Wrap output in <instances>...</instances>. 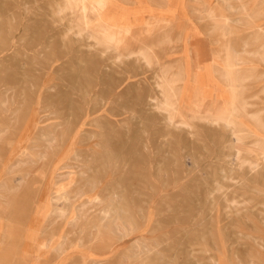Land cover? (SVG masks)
<instances>
[{
	"label": "rangeland",
	"instance_id": "1",
	"mask_svg": "<svg viewBox=\"0 0 264 264\" xmlns=\"http://www.w3.org/2000/svg\"><path fill=\"white\" fill-rule=\"evenodd\" d=\"M71 1L0 0V264H264V159L243 185L230 188L235 197L227 202L214 189L233 183L223 179L229 132L200 118L212 116L216 98L228 92L229 60L221 59L222 38L212 27L219 12L212 23L202 11L207 3L218 7V0H102L96 13L109 24L136 29L155 19L182 41L180 51L154 23L127 34L120 52L108 50L94 32L100 23L81 24ZM244 1L258 18L240 21L230 53L264 49V36L254 35L264 29V0ZM70 19L79 35L69 30ZM165 40L169 45L158 47ZM140 49L156 54L154 61L139 56ZM119 53L127 55L115 60ZM195 57L210 73L221 66L205 76L210 113H197L192 130L168 126L166 113L150 109L163 101L162 86L172 88L165 92L173 100L186 89L179 59L187 64ZM245 57L236 73L238 101L263 124L264 63ZM193 85L178 100L187 117L198 90ZM234 168L235 175L249 170ZM80 188L84 197L72 202L96 199L85 205L82 220L56 218L66 210L64 193ZM116 199L134 229L116 232L115 218H103L101 210H117ZM234 234L259 237L263 246L224 239ZM136 240L148 247L140 254ZM59 241L66 251L61 257L51 250Z\"/></svg>",
	"mask_w": 264,
	"mask_h": 264
},
{
	"label": "bare ground",
	"instance_id": "2",
	"mask_svg": "<svg viewBox=\"0 0 264 264\" xmlns=\"http://www.w3.org/2000/svg\"><path fill=\"white\" fill-rule=\"evenodd\" d=\"M226 1L227 0H225V2ZM228 1H230V0H228ZM68 3L70 5V1H68ZM71 3H72L73 6H75L77 8V10H79L81 12V17H82L81 18V20H82L81 24L83 25V23H84L85 26L89 27V25L93 21L94 22L97 21L98 23H100V26L99 27H95V31L94 30L93 31L102 35L101 38H102L104 44H106L108 50H115L116 52H120L121 45L123 44V41H124V37L127 34L131 33V29L129 27L116 26V25L109 24L108 22H106L101 17V15L99 13H96L97 6L99 8H101L103 6V1L102 0H96V1L93 2V4H89L87 0H72ZM65 7H66V5H65ZM56 12L58 13V15L60 16L61 19L66 17V13H65L63 8L62 9L61 8H57ZM68 13H69V10H68ZM79 15H80V13H79ZM71 16L73 17V14ZM76 17H78V16H76ZM93 17H94V19H93ZM226 18H227V24H230V17L227 15ZM72 19L69 20L70 21L69 30L72 33H74L75 35H79L80 31H79V33H77L74 30H75V27H77V29H78L80 26L78 27V25L77 26L74 25ZM78 22H80V18H79ZM74 23H75V21H74ZM222 28H225V27L223 26ZM82 30L84 32L83 28H82ZM89 31H90V28H89ZM94 32H93V34H94ZM68 33H70V32H68ZM82 35H83V33H82ZM164 35H165V33H164ZM93 36H95V35H93ZM99 36L100 35H98V37ZM165 36H167V35H165ZM80 37H81V35H80ZM233 37H234L233 31H231L229 29H225L223 31V33H222V37H221L222 38V43H223L222 46L225 49V52L227 54L230 53V50H231L230 47H231V42L233 40ZM92 38L93 37L91 36V39ZM168 41L169 40L160 41L161 43H160V45H158V47L164 48V47L168 46L169 45ZM155 45H152V47L150 48L151 51H154V49L156 47ZM99 46H100V44H98V48H99ZM246 46H247V44H246ZM103 52H105V51H103ZM242 52H244V51H242ZM137 54L139 56H142V57L146 58V59H147V57H148V59L151 57V59L153 61H154V58H156V54L146 53L143 49H140L139 51H137ZM145 54H147V55H145ZM248 54H249V52H248ZM102 55L104 56V54H102ZM126 55L127 54L123 55L122 53H119V55H116L114 57V59L119 61V60H122L123 57H125ZM243 61L244 60H242L241 62L243 63ZM241 62H239V63H241ZM224 68H225L226 81H227V85H228V92L224 93L223 95H219L216 98V100L214 102L213 113H212L213 115L212 116H209V117L201 116L200 118L203 119V120H208V119L212 120L213 123L221 125L222 127H224L229 132V140L227 141V145H226V148L229 150V152L227 153V157L228 158L226 159V163L228 164V167H226L223 170V172H224L223 173V179H226V181L228 180V182L231 181L233 183L224 184V186H222L221 183L219 182V183L216 184V187L214 189V191H216V190L217 191L218 190L221 191L223 197L228 202V201H231V197H230L231 195L233 197H235V194L231 192L232 190H230V188L231 187H237L238 185H243V182L245 181L247 173L252 175V173H254V171H255L258 163H259V160L264 159V123L263 124L261 123L260 117L257 114H255V113H253V112L248 110V108L246 106V103H243L242 101H241L242 103L241 102L239 103V101H238L240 95H239V92H237L238 89H239L238 76L236 74L237 65L235 63H231L230 61H226L225 65H224ZM196 80H197V89L198 90H197V94L195 96L196 97L195 100L191 103L192 105L188 109L189 114L191 115L190 117H187L186 114L183 112V109L178 107L179 106V101L178 100L180 99V95L184 94V89H181V91H179L178 94L173 95V98H174V100H173L172 96L170 97V95H168L165 92V91H171L172 88H168V87L162 86V87H164V88L161 89V91L163 93V101L160 104L154 105L153 107H155V108L150 109V110L152 112L158 111V112L166 113V121L168 122V126H173L175 128H189V129H191V127L193 125L192 124L193 121L197 118V116H196L197 113H205V114H209L210 113V105L208 103L207 96L208 95L211 96V87L209 86V91H208V87H207L208 84H207L205 78L203 79L202 73L200 71L197 73ZM248 80H249V78H248ZM182 82H183V79H180V83H182ZM167 86H168V84H167ZM157 89H158V87H157ZM261 91H264V90L261 89ZM256 97H257V95H256ZM52 133H55V132H52ZM50 135H51V133H50ZM55 135H56V133H55ZM1 136H2V134H1ZM44 136H45V134H44ZM48 137H49V135L47 136V139H48ZM51 137L52 136H50V138ZM250 138L253 141L248 143V139H250ZM48 146H50V145L48 144ZM29 155H28V157H29ZM43 158L45 159L46 157H44V155H43ZM74 159L78 163H80L82 161L81 160V156L79 155V153H75L74 154ZM40 160H41V156H40ZM236 163H239V166H241V168H243L244 165H247L249 170L246 173L243 172L242 173L243 175L242 174L235 175L234 174L235 173L234 164H236ZM22 164L24 165V163H22ZM65 167H66V164H65ZM66 174H67V172H66ZM71 175H72V173H71ZM67 176H68V174L65 175L66 178H67ZM61 177H63V176H61ZM58 181H59V179H58ZM95 185H94V187H95ZM61 187H62V184H61ZM94 187H92V189H94ZM56 192L57 193L58 192L59 193H63V192H61V190L60 191H56ZM64 192H65V190H64ZM233 192H235V190ZM84 194L85 193L83 192L82 188L78 189L77 192L74 195H72V193L69 195L68 192H65L63 197H66L68 195L65 198L66 201L64 200L65 203H66V210L64 212L57 211L59 213L55 212L56 213L55 214L56 218L60 217V219H61L62 216L63 217L67 216L68 224H74V225L78 224L79 221L82 220V218L84 217L83 216L84 215V210L83 209H84L85 205L87 207V203L91 204V203H94L96 201V199L87 200L86 202H80L78 204L72 202V200L74 198H78V195H80V198H81V197H84ZM113 194L117 198L118 192H117L116 189H115ZM60 198H62V197H60ZM56 200H58V199H56ZM99 201H100V199H99ZM116 202L117 203H116L115 208H117V210H114V213H112V209L111 208H106V210H104V211L101 210L100 211V213L103 212V218L105 219V218L110 217V216L111 217L113 216V219L115 218V220L113 222V225H114V228H115L116 232L117 231H119V232L123 231V229H126L127 227L131 228V230L134 229L133 220L131 218L126 217V215H125L126 211H125L124 208L121 207V204L118 203V199H116ZM226 208H230V206H227ZM55 219L54 220L51 219V220L53 222H56ZM49 224H51V223H49ZM233 225L236 227L235 224H233ZM80 230H82V229H80ZM50 239H52V237H50ZM224 239H227V241H230V244L241 243V241H243V240L244 241L250 240L251 244L252 243H257V245L263 246V240H261L260 242L258 241V239H260L259 237H255V238L251 239V238L247 237L246 234H244V235L234 234L233 236L228 235V236H224ZM62 242L59 241L58 245L56 243V244L52 245L53 247L51 248V250L56 252L57 255L60 256V257L66 254V251H65V249L63 247ZM134 246H135V249H136L137 253H139V254L141 252L145 251L148 248V247L146 248L144 243L140 242V240H136L134 242ZM205 251H207V250H205ZM224 258L227 261L229 260V256L228 255H225ZM126 260H127V258H126Z\"/></svg>",
	"mask_w": 264,
	"mask_h": 264
},
{
	"label": "crops",
	"instance_id": "3",
	"mask_svg": "<svg viewBox=\"0 0 264 264\" xmlns=\"http://www.w3.org/2000/svg\"><path fill=\"white\" fill-rule=\"evenodd\" d=\"M218 3H219L218 7H212L208 3L205 4L206 6L203 7V11L205 12L206 18L212 22V18L215 17L212 15L218 9L219 15H218V17H215V18H218V20H214L213 21L214 23L212 22L213 23L212 27L214 28V31L218 32L219 36H221V37H222V33L225 29H229L231 31H234V37H237V35L239 33V31H237V28L240 25V21L242 19H249V20L253 21L256 18H258V17L253 16L247 12L248 8H247L244 0H230V1L227 0L226 2H225V0H218ZM103 4H104V1H103ZM227 15L230 17V24H227V18H226ZM154 23H156V27L160 26L163 29L162 35H164V33H165V35H167V36L164 35V39L168 38V37L172 38L171 42L172 41L177 42L178 45H180V51H181V49H182L181 39L178 37L175 39L174 35L172 34L173 33L172 30L168 29V25L159 24L155 21V19L150 21L145 27L136 28V29L130 28V27L129 28L131 29V31L132 30H134V31L135 30H143V29H147L149 27H152L154 25ZM223 26L225 28H222ZM168 33H170V34H168ZM254 35L264 36V29H259V30L254 31ZM173 37H174V40H173ZM243 43L247 44V41L243 40ZM246 48H243L240 50L236 48L237 49V50L235 49L236 51H233L229 54H227L226 52L223 51L222 53H220L221 54L220 57L223 60H229L231 63H235L237 65L238 69L242 68V62L241 61L247 60L245 56H247L249 54H250L249 55L250 57H253V58L257 59L258 61H260L261 63H264V49L263 50L258 49V50L253 51V50H248ZM242 51H244V52H242ZM260 51H262V52L260 53ZM248 52H249V54H248ZM199 58L195 57V58H193L194 60H192V61L189 60V62L187 64H182L180 62V59H179V64L181 67L179 74H180L181 79H183L182 84H186V89L184 87H182L181 89L185 90V95L187 92H190L192 90V87L190 88V85L192 86L193 83H195L194 85L197 86L196 76H197V73L199 71L202 73V77L204 79L206 75H213V76L216 75L215 72L217 70V67L219 69L221 67V66H218V64H215V66L213 67V72L210 73V72L206 71L205 66L201 63ZM239 62H241V63H239ZM198 67H200V69ZM236 73H237V69H236ZM251 74L254 76H258V74H255L253 71H251ZM263 75H264V73H263ZM205 80H206V78H205ZM206 82H207V84L209 83L208 80H206ZM195 86H194V88H195ZM252 87H253V85H251V89H252ZM181 89L178 90V92L181 91ZM253 91L255 92V90H253ZM256 91H258V88ZM183 97L185 98L184 94L180 95V99Z\"/></svg>",
	"mask_w": 264,
	"mask_h": 264
}]
</instances>
